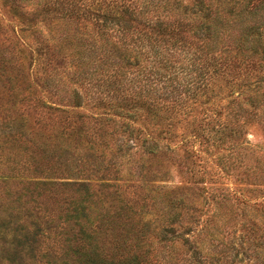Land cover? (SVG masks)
<instances>
[{"label":"trees","instance_id":"16d2710c","mask_svg":"<svg viewBox=\"0 0 264 264\" xmlns=\"http://www.w3.org/2000/svg\"><path fill=\"white\" fill-rule=\"evenodd\" d=\"M0 4V264H264V0Z\"/></svg>","mask_w":264,"mask_h":264},{"label":"rangeland","instance_id":"374dc122","mask_svg":"<svg viewBox=\"0 0 264 264\" xmlns=\"http://www.w3.org/2000/svg\"><path fill=\"white\" fill-rule=\"evenodd\" d=\"M0 15L3 17V19H4V21L5 22H7V20L9 19L8 18V15H7V13H6V11H5V9L1 6V4H0ZM84 113H86V114H91V113H94V112H97L94 108L93 109H90L89 107H85V108H82L81 109ZM250 132H252V131H250ZM249 139L251 140V142H257V143H260V142H262V138H261V136L257 133V132H255L253 135L252 134H249ZM180 177L176 174V172H173V181H172V183L171 184H174V185H177V184H179L180 183ZM228 185L229 186H235L234 184H232L231 183V181L229 180V182H228ZM260 194H262L261 196H263L262 198H264V193H260ZM259 194V195H260Z\"/></svg>","mask_w":264,"mask_h":264}]
</instances>
